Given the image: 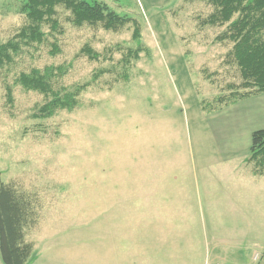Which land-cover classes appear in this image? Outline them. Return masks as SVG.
<instances>
[{"label": "rangeland", "instance_id": "1", "mask_svg": "<svg viewBox=\"0 0 264 264\" xmlns=\"http://www.w3.org/2000/svg\"><path fill=\"white\" fill-rule=\"evenodd\" d=\"M85 1L136 20L147 52L123 72L122 54L136 48L133 28L78 29L59 8L60 54H50L48 36L0 68V181L31 197L29 264H106L122 256V264H147L146 252L136 261L134 245L119 238L136 236L142 251L148 233H202L205 264L213 240L248 235L249 225L252 241L264 243V177H254L244 161L251 133L264 128V94L215 113L201 110V101L241 81L226 59L232 45L215 41L224 28L198 25L211 7L189 0ZM23 2L0 0V43L24 23ZM85 44L106 59L77 57ZM59 65L70 66L63 86L90 84L80 106L33 118L45 98L14 80ZM101 69L107 72L93 82Z\"/></svg>", "mask_w": 264, "mask_h": 264}, {"label": "trees", "instance_id": "2", "mask_svg": "<svg viewBox=\"0 0 264 264\" xmlns=\"http://www.w3.org/2000/svg\"><path fill=\"white\" fill-rule=\"evenodd\" d=\"M199 1L211 7L205 18H198L200 29L205 27L224 28L216 36L218 43L232 45L226 54L228 63L236 66L240 84L228 85V92L216 96L211 101L203 100L201 110L215 113L230 105L264 94V0H189ZM69 13L68 22L75 28H98L114 34L133 28L131 39L136 48H128L118 64L123 72H128L139 61L142 52L141 26L131 18L120 16L104 2L85 0H24L19 13L24 23L16 34L5 43H0V68L11 65L24 49L36 48L54 38L51 44L52 56L60 54L58 41L54 35H62L58 9ZM48 30V32H45ZM88 61L106 59L103 54L85 44L77 53ZM69 65L32 68L21 72L14 83L26 92H35L45 98V102L32 115L36 119H49L61 111L71 112L80 106V96L89 83L67 88L62 79L68 73ZM99 70L93 75V82L106 73ZM9 103H12V89H6ZM253 176H264V128L253 131L250 136L248 157ZM35 210L31 197L19 192L10 183L0 181V260L2 264H29L33 254V244L25 241V230L34 225Z\"/></svg>", "mask_w": 264, "mask_h": 264}, {"label": "crops", "instance_id": "3", "mask_svg": "<svg viewBox=\"0 0 264 264\" xmlns=\"http://www.w3.org/2000/svg\"><path fill=\"white\" fill-rule=\"evenodd\" d=\"M226 159V160H230ZM245 161V160H244ZM257 177V176H254ZM261 176L259 178H262ZM251 200V199H249ZM247 234L242 233L234 235L233 239H220L219 244L217 239L213 240L212 249L208 252V263L206 264H264V243L262 241H252L250 234V225ZM119 235H117V239ZM135 237L132 235L129 239H122V242H127L126 245H131L133 248L134 259L139 261L144 252L147 254V264H205L204 261V235H188L185 233H161L146 235V250H138ZM26 241V237H25ZM27 242V241H26ZM31 243V242H29ZM33 244V243H32ZM34 249V244H33ZM114 252L118 253L117 249ZM34 252V251H33ZM111 257H114L111 255ZM259 260L254 261L253 258ZM123 258V256L121 257ZM121 258H113L106 264H122L119 262ZM0 260V264H1ZM135 264L134 260H127L124 264ZM86 264H91L86 262ZM104 264V263H103Z\"/></svg>", "mask_w": 264, "mask_h": 264}]
</instances>
